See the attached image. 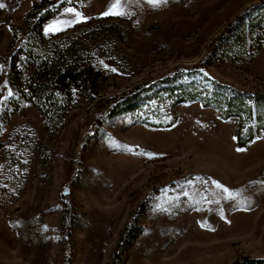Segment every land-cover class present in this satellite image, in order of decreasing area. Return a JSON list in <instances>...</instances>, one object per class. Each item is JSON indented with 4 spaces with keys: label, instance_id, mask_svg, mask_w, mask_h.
Segmentation results:
<instances>
[{
    "label": "rangeland",
    "instance_id": "374dc122",
    "mask_svg": "<svg viewBox=\"0 0 264 264\" xmlns=\"http://www.w3.org/2000/svg\"><path fill=\"white\" fill-rule=\"evenodd\" d=\"M45 1L60 10L39 40L41 0H0V264H264V20L251 31L264 0ZM67 33L98 89L79 85L45 117L21 99L32 61L17 78L11 60ZM185 90L200 100L178 103ZM235 96L251 115L216 102Z\"/></svg>",
    "mask_w": 264,
    "mask_h": 264
},
{
    "label": "trees",
    "instance_id": "16d2710c",
    "mask_svg": "<svg viewBox=\"0 0 264 264\" xmlns=\"http://www.w3.org/2000/svg\"><path fill=\"white\" fill-rule=\"evenodd\" d=\"M46 4L45 0H41L40 3L33 6L31 13L28 15V19L30 21L29 32L35 39H45L41 31L42 25L46 21L53 18L60 10V8H49ZM252 10H256L255 7L245 9L243 15L240 16L239 19H242L243 16L247 15ZM259 19L256 17L251 19L252 32L255 31L257 26L256 24H258L255 22L260 23L264 20L262 17ZM262 30L264 31V24L262 26ZM70 38L72 39L70 40ZM50 39L52 42L48 44L49 49L43 54L33 55L32 52H28L24 46H18L15 49V55L11 60V68L13 69V72H15L17 68V62L22 63V61H20L21 57H24L27 61H32V64L27 72L26 81L24 82V86L22 88L23 91L21 99L31 101L45 117L47 115L46 109H52V107L56 106L59 96H70L72 90L79 85L84 86L87 92L91 95L90 99L93 100L94 94L98 89L96 77L99 76V74L94 73L93 69L82 60L83 57L80 50L83 42L80 43L78 41H73V37H70L68 33L59 34L51 37ZM204 66L205 61L194 67H187L182 70H197L204 68ZM15 73L17 74V78H19L18 73H20V71ZM175 74V71H170L165 74V78L169 79ZM236 93L237 95L250 96L249 93H242L240 91H236ZM181 94L182 97L179 99L178 103L200 100L192 91L185 90L181 92ZM128 97L129 96H127V94L114 96L106 100L104 103H98L99 107L93 115L94 122L96 124H100L103 118L111 116L120 107L124 105L128 106L130 103L129 101H126ZM253 99L256 101L257 106H264V95L254 96ZM216 102L218 104H223L225 109L230 112L231 115L239 116L238 112L240 110L246 111L248 115L252 114H250V108L245 105L244 100L239 98V96L233 97L232 100L226 98L217 99ZM204 105L210 106L209 103H204ZM258 116V128L264 131V123L261 119L262 117L260 114ZM252 137L253 135H250L247 141H249ZM238 141L241 147L245 145V141L242 140L240 134L238 136ZM78 169L79 168L77 167V172ZM72 180L73 179H71L69 184L72 183ZM71 223V214L70 210H68L65 218V240L67 241L70 237L69 230Z\"/></svg>",
    "mask_w": 264,
    "mask_h": 264
},
{
    "label": "snow or ice",
    "instance_id": "6c2138e0",
    "mask_svg": "<svg viewBox=\"0 0 264 264\" xmlns=\"http://www.w3.org/2000/svg\"><path fill=\"white\" fill-rule=\"evenodd\" d=\"M149 3L153 4V5H158L161 2H166V0H148ZM4 7V5L2 3H0V8ZM108 13H105V15H107Z\"/></svg>",
    "mask_w": 264,
    "mask_h": 264
}]
</instances>
